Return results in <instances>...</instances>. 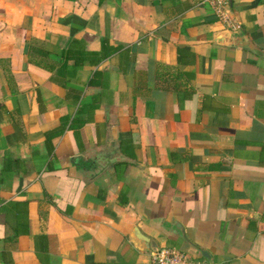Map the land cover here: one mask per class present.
I'll return each mask as SVG.
<instances>
[{
	"label": "crops",
	"instance_id": "1",
	"mask_svg": "<svg viewBox=\"0 0 264 264\" xmlns=\"http://www.w3.org/2000/svg\"><path fill=\"white\" fill-rule=\"evenodd\" d=\"M201 1L0 0V264H264V0Z\"/></svg>",
	"mask_w": 264,
	"mask_h": 264
},
{
	"label": "built area",
	"instance_id": "2",
	"mask_svg": "<svg viewBox=\"0 0 264 264\" xmlns=\"http://www.w3.org/2000/svg\"><path fill=\"white\" fill-rule=\"evenodd\" d=\"M213 8L218 19L227 27L235 26V19L229 11V0H202ZM149 264H213L207 259L197 258L174 247L162 246L151 251Z\"/></svg>",
	"mask_w": 264,
	"mask_h": 264
},
{
	"label": "water",
	"instance_id": "3",
	"mask_svg": "<svg viewBox=\"0 0 264 264\" xmlns=\"http://www.w3.org/2000/svg\"><path fill=\"white\" fill-rule=\"evenodd\" d=\"M227 33L228 34H232L234 33L232 30H227ZM225 36V35H224ZM183 237L186 238V235L185 233L183 232L182 233ZM136 240L140 243V245L142 246V249L143 250H157L159 248V245L154 241L152 240L151 238L143 235L141 232L139 231H135V234H134Z\"/></svg>",
	"mask_w": 264,
	"mask_h": 264
}]
</instances>
